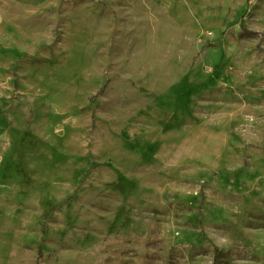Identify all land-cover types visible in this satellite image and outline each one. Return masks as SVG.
<instances>
[{"label":"rangeland","instance_id":"374dc122","mask_svg":"<svg viewBox=\"0 0 264 264\" xmlns=\"http://www.w3.org/2000/svg\"><path fill=\"white\" fill-rule=\"evenodd\" d=\"M264 264V0H0V264Z\"/></svg>","mask_w":264,"mask_h":264},{"label":"trees","instance_id":"16d2710c","mask_svg":"<svg viewBox=\"0 0 264 264\" xmlns=\"http://www.w3.org/2000/svg\"><path fill=\"white\" fill-rule=\"evenodd\" d=\"M36 264H39V259H37V263Z\"/></svg>","mask_w":264,"mask_h":264}]
</instances>
